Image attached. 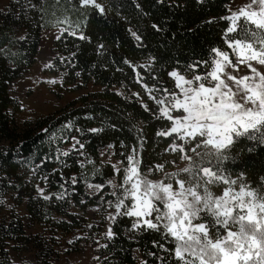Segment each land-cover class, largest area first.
<instances>
[{"label": "snow or ice", "instance_id": "snow-or-ice-1", "mask_svg": "<svg viewBox=\"0 0 264 264\" xmlns=\"http://www.w3.org/2000/svg\"><path fill=\"white\" fill-rule=\"evenodd\" d=\"M195 2L204 7L208 0ZM145 3L149 6L145 7ZM13 4L17 7H12ZM76 4L81 10L91 9V13L82 11V20L76 22V27H72L66 17L58 20L57 23H69V28L61 29L55 39L61 40L66 33L92 45L97 56L106 54L108 45L103 36L98 35L93 43L89 32L91 15L106 18L115 12L120 17L121 5L116 0H108V3L76 0ZM7 5H0V17L5 20L10 17L28 19L29 13L39 16L41 20L44 18V0H25L23 4H20V0H7ZM183 6L182 0H136L132 4L137 15L146 20L153 18L154 8ZM221 7L226 14L209 18L205 23L214 24L218 20L228 22L224 43L236 58L235 61L228 51L213 46L210 49L213 54L211 60L203 61L211 70L205 71L204 75L195 71L201 61L183 66L177 62L165 70L159 67L157 57L150 51L144 55L148 48L145 33L138 27H126L125 32L133 42V49L142 53L143 62L123 56L119 61L121 66H115V61L109 63L116 72H122V66H127L142 90L143 95L140 91L130 92L124 97L125 103L134 101L143 113L148 114V118L170 122V126L155 131L154 135L168 138L175 134L167 147L162 149L163 153L175 155L154 157L145 162L141 169L145 140L141 128L144 125L142 123L141 127H136L133 123L135 114L128 119L129 131L134 129L137 133L132 142L120 140L104 144L96 149L95 161L90 158L86 145L90 143V135L102 136L107 131L102 118L86 115L85 121L95 119L99 122V126L86 127L69 117L60 128L64 133L60 138L61 143L67 142L68 145L66 149H56L55 159L60 168L67 167L66 161L61 158L69 157L70 153L77 157L75 162L80 169L85 163L93 165L97 172L110 166L111 178L86 183L88 191L84 193V196L96 198L95 210L108 224L102 238L111 240L116 235L112 225L118 222V217L131 218L130 232L152 230L160 234L161 240L174 246L173 252L164 243L152 242L154 248L165 253L164 256L146 253L153 256L158 264H264V175L257 178L253 187L248 183L247 166L239 171H233L230 167H239L237 158L242 160L245 151L249 155L257 149L264 152V0H242V6L240 3H225ZM122 19L126 24H131L127 17ZM241 19L245 23H238ZM148 27L155 33L164 30L158 22L150 23ZM228 33L236 35L227 36ZM19 39L23 41L25 36L21 35ZM116 47L119 45L116 44ZM83 55L79 46L74 45L67 56H59V63L79 78L82 73L78 69ZM253 62L259 67L254 66ZM52 66L51 62L44 65L45 68ZM137 69L145 72L148 80L153 82L152 87L148 86ZM182 72L191 78H186ZM162 76L174 82V89L160 83ZM47 82L54 85L63 83L56 79ZM121 87H124L123 83ZM113 94L122 96L120 90ZM143 96L153 101L156 107L150 108ZM174 111L176 115H173ZM110 127L113 131H119L116 121H112ZM43 132L51 138L50 130L44 129ZM242 142L247 143L242 145ZM114 144L121 149V159L115 161L113 157L117 153L113 151ZM48 159L51 160V157ZM40 166L35 165L33 176ZM52 171L56 172L57 169ZM154 173L160 174L159 179L148 178ZM117 174L119 179H116ZM39 179L44 182V187L38 183L35 185L37 198L45 202L55 199L71 204V200L65 201V198L75 193L78 183L76 175L65 181L61 173L59 191H48L47 194L48 177L40 174ZM84 179L81 173L80 180ZM8 183L10 186L11 182ZM69 184L72 192L66 187ZM106 185L110 189L107 193L111 197L109 199L102 192ZM85 203L84 198L79 199V204ZM0 204H4L3 199H0ZM86 227L91 229L93 225L89 223ZM99 246L107 247L106 244Z\"/></svg>", "mask_w": 264, "mask_h": 264}, {"label": "trees", "instance_id": "trees-1", "mask_svg": "<svg viewBox=\"0 0 264 264\" xmlns=\"http://www.w3.org/2000/svg\"><path fill=\"white\" fill-rule=\"evenodd\" d=\"M231 1L208 0V3L201 7L195 0H182L183 7L154 8L153 18L146 20L134 11L132 4L136 0H116L121 5L120 17H117L115 12L110 13L106 18L91 15L89 32L93 43L98 35L103 36L108 45L106 54L97 56L94 54L92 45L81 42L75 37H69L66 33L62 35L61 40L55 39L52 43L53 66L48 68L47 72L55 75L56 80L63 81L62 84H53L52 90L58 98H63L66 94L76 96L67 101L64 107L55 109L47 115L21 122L17 120V116L22 110V105L13 96L11 86L36 63L43 31L69 28V23H57L65 17L72 27H76V22L82 20L81 12L91 13V9H79L76 0H44L43 20L32 13H29L28 19L16 20L15 17H10L5 20L0 17V199H3L4 203L10 200L12 207L9 210V216L0 223V264H19L12 259L11 252L17 253L25 247L36 249L39 255L36 264H55L51 258L55 253L53 246L56 245L58 236L74 233L82 234L78 239L79 242L95 243L99 239V245H107V247L98 245V264H142V261L144 264H158L153 256L146 254L151 252L160 256L165 255L163 251L152 246L153 241L164 243L166 248L174 252V246L161 240L160 234L155 231L130 232L131 218L128 217H118V222L112 225V231L116 235L111 240L102 238L106 221H102L101 215L95 210L96 198L84 196V193L88 191L86 183H97L101 182L102 178L105 181L111 178L110 166L97 172L93 165L85 163L83 169H80L75 162L77 157L70 153L69 157L61 158L66 161L67 167L60 168L55 159L56 149L63 150L68 147L67 142L61 143L60 138L64 133L60 131V128L69 117L86 127L99 126V122L95 119L85 121L86 115L102 118L107 131L102 136L90 135V143L86 145L90 158L95 161L96 149L102 148L104 144L120 140L126 143L132 142V138L137 133L134 129L129 131L128 119L135 114L133 123L136 127H141L142 123L144 125L141 128L145 136L144 149L141 152V169L143 170L145 162L154 157L175 155L162 151L175 134L168 138L154 135L155 131L170 126V122L166 119L148 118V114L143 113L134 101L125 103L124 97L130 92L142 93V90L135 83L133 73L127 66H122V72H116L109 63L115 61V66H121L119 61L123 56L143 62L142 53L134 51L133 42L125 32L126 27L133 29L138 27L147 36L148 48L144 55L146 56L149 51L155 55L160 68L167 70L170 64L175 65L177 62L183 66L193 61H201L195 71L196 74L204 75L205 71L211 70L203 63L204 60H211L213 55L210 53L211 47L230 52L224 43L228 22L218 20L214 24H207L205 21L226 14L221 5ZM24 2L25 0H20V4ZM101 2L108 3V0H101ZM11 6L17 7L15 4ZM148 6L149 4L145 3V7ZM123 17H127L131 24H126ZM37 21L40 23L38 24ZM153 22L163 25L164 30L160 33L153 32L148 27ZM21 35L25 36V40L19 39ZM235 35V33L227 34V36ZM237 38L240 37L237 36ZM113 41L116 43L114 44ZM116 44L119 47H116ZM74 45H78L84 53L78 69L82 73L79 78L66 71L65 67L59 63V56H67L68 50L73 49ZM137 71L144 76L148 86L152 87L153 82L148 80L145 72L140 69ZM185 75L191 78L189 74ZM121 83L124 85L123 88ZM160 83L164 87L174 89V82H169L166 76L160 78ZM117 90L121 91L122 96L113 94ZM143 99L150 108L156 107L153 101L147 99V96H143ZM112 121H116L119 131L111 129ZM44 129L50 130L51 138L45 136ZM243 143L247 142H242V145ZM113 151L117 153L114 158L121 159L119 156L121 149L118 144H114ZM49 156L51 160L48 159ZM42 159L43 164H41ZM124 163L126 166V161ZM37 164L41 166L36 170L37 174L33 176L32 170ZM237 164L239 167L234 165L230 167L233 171H239L247 166L248 183L254 187L257 178L264 175V152L257 149L249 155L245 151L242 160L237 158ZM54 168L57 169L56 172L52 171ZM61 173L65 181H68L72 175L78 178L75 193L65 198V201L70 199L71 204L55 199L45 202L37 198L35 185L38 183L44 187V182L39 179V175L48 177L47 194L48 191H59ZM81 173L85 177L84 180H80ZM159 177L160 174L154 173L148 178L156 180ZM116 179H119V174ZM66 187L69 192H72L70 184ZM102 192L106 199L111 198L107 195L110 192L107 185ZM80 198L85 199V205L79 204ZM3 206L4 204H0V211L4 208ZM21 209H24L23 213ZM89 210H95L91 216L88 213ZM89 223L93 225L91 229L86 227Z\"/></svg>", "mask_w": 264, "mask_h": 264}, {"label": "rangeland", "instance_id": "rangeland-1", "mask_svg": "<svg viewBox=\"0 0 264 264\" xmlns=\"http://www.w3.org/2000/svg\"><path fill=\"white\" fill-rule=\"evenodd\" d=\"M243 2H246V0H243ZM236 3H240V6H242V0H232L230 4L235 5ZM0 5L8 6L7 0H0ZM241 21L243 20L241 19ZM249 27L254 26L249 25ZM60 31L59 29H47L43 31L38 46L36 63L11 86L13 96L17 98L22 105V110L17 116V120L20 122L26 119H35V117L47 115L55 109L64 107L67 101L76 96L66 94L63 98H58L52 90L53 84L47 82L56 79L55 75L49 71L47 72L48 68H45L44 65L49 62L52 63V43L55 40V36L60 34ZM229 54L230 58L235 61L236 58L231 55V50ZM253 65L257 66L255 62H253ZM241 68L243 69L244 66L241 65ZM173 115H176L175 111ZM115 160L116 159L113 157V161ZM151 180L155 179L152 178ZM3 207L2 211H0V223L9 216V210L12 208L11 201L6 200ZM21 211L23 213L24 209H21ZM94 211L95 210H89V215L91 216ZM109 211H114V209H110ZM107 227L108 224L106 222L104 232L107 230ZM81 236V233L58 236L57 243L53 246L55 251L53 258H51L53 263L98 264L97 250L99 244L97 242H79L78 239ZM69 240L72 241L71 244L68 243ZM97 241L100 243L99 239ZM11 255L12 259L19 264L25 262L36 264L38 263L37 260H39L36 249L31 247H25V249L17 253L11 252Z\"/></svg>", "mask_w": 264, "mask_h": 264}]
</instances>
